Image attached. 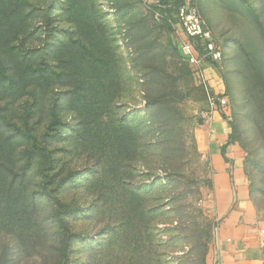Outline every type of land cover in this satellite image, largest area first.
Returning <instances> with one entry per match:
<instances>
[{"label":"rangeland","instance_id":"1","mask_svg":"<svg viewBox=\"0 0 264 264\" xmlns=\"http://www.w3.org/2000/svg\"><path fill=\"white\" fill-rule=\"evenodd\" d=\"M191 2L222 52L218 62L204 60V67L221 79L220 89H213V111L225 112L229 119L264 220V194L257 192L264 189V130L256 127L257 105L245 99L241 63L234 58L235 49L242 48L250 50L252 60L260 57L251 47L264 29V0ZM165 8L158 0H0V112L10 124L0 134L8 137L0 156L7 153L11 167L23 168L34 141L11 128H32L40 155L31 168L27 165L24 178L22 171L16 174L15 191L24 188L41 202L34 217L43 215L33 239L16 228L9 236L0 234V253L8 244V264H58L62 234L67 236L66 264H128L134 241L142 247L151 243L144 252L149 260L207 264L218 227L211 210L214 178L203 117L211 103L180 53V28L161 18ZM147 29L152 32L145 42H154L159 57L154 64L162 63L164 71L150 84H144L142 71L131 68L137 47L146 44L135 42V35ZM72 33L76 43L65 50L62 44ZM104 60L115 63L125 80L119 74L116 80H96ZM73 70L76 75L70 79ZM83 71L93 76L90 90L98 84L106 89L110 157L104 206L92 192V156L76 144L79 125L67 93L80 85ZM149 95H158L160 103L148 104ZM118 123L124 130L115 128ZM36 172L48 177H36ZM57 209L60 219L54 215ZM64 222L67 229L61 233ZM105 244L106 259L99 263ZM133 264L143 262L137 257Z\"/></svg>","mask_w":264,"mask_h":264},{"label":"trees","instance_id":"2","mask_svg":"<svg viewBox=\"0 0 264 264\" xmlns=\"http://www.w3.org/2000/svg\"><path fill=\"white\" fill-rule=\"evenodd\" d=\"M162 3V6L166 7L164 9L163 15H161L162 20L166 23L167 21L169 23L176 22V18H174V14L179 6H181L185 0H158ZM262 28V27H261ZM152 31L150 29H147V31L142 32V34L135 35V42H140L142 40L147 41L146 38H148V35H150ZM260 37L258 40H253L251 50L254 49V51L258 52L259 58L257 60L251 59V52L249 49L242 48L238 51V49H235V55L234 58L238 62L241 63V73L243 77V83L245 84V99L248 102H253L255 100V103L257 107L254 109L255 112V124L258 129V126L263 128L264 130V116L263 118L259 117V107L262 105V101L264 100V29H260ZM73 33L69 36L66 43L62 44V47L65 48V50H68L72 44H75V40L72 38ZM254 35V34H253ZM258 37V34L256 38ZM197 40V39H195ZM69 41V42H68ZM146 44L143 47H137V50L135 46H132L133 50L136 53L135 59H133L131 68L132 69H138L142 71V75L144 77H147L146 80H144V84H150L152 83L155 76L161 77L164 75V71L162 68V63L159 65H156L154 63L158 62V54L153 52V48L155 46L154 42H145ZM196 43H198L196 46L199 50L202 49V46H200L199 41L197 40ZM239 43V42H238ZM196 45V44H195ZM241 45V44H239ZM251 46V44H250ZM87 50V46L84 48ZM203 51V49H202ZM210 60V59H209ZM95 63V62H94ZM89 64L87 70L90 69ZM5 65V64H4ZM103 67L104 70L97 73L96 80L99 82H102L105 77H111V81L113 79L116 80L117 75H123L125 80V75L119 71L116 70L115 63H110L108 60L103 61ZM6 66V65H5ZM48 66H44L43 70H45ZM190 68V67H189ZM48 72L53 74V72L49 71V68L47 69ZM45 72V71H43ZM125 73V71H124ZM70 79H73L76 75V72L71 71L69 72ZM206 74V73H205ZM207 75V74H206ZM122 76V77H123ZM208 76V75H207ZM4 78L3 75V62L0 64V80ZM79 81L78 83L80 85L76 86L74 89L70 88L68 89L67 93L72 95V100L74 103L75 108V119L79 125L77 137H76V144L82 149L87 148L86 151L92 156V159L95 163L94 171L93 173V194L96 200L99 201V203L106 202V199L108 198V177H109V157H110V149H109V118H108V112H105L104 108L107 107L104 100L106 95V89L98 84V87L96 89L90 90V84L93 80V76L90 72H82L81 75H79ZM208 78V77H207ZM209 80V79H208ZM95 91V93H94ZM159 96H150L148 99V104L156 105L160 103ZM252 104V103H251ZM254 105V104H252ZM259 105V106H258ZM108 108V107H107ZM94 110V112H92ZM80 111V112H79ZM107 117V118H104ZM5 127H10V124L6 123V118L2 116L0 112V134L2 135V130ZM25 128H21L18 126H14L11 129L14 131H18V133H22L23 135H26L30 139L34 141L33 147L26 150L25 159H24V165L23 168H18V170H15L14 167H11L7 162L6 159L8 157L7 153L3 154L4 156H0V234L3 236L7 235L9 236L10 233H13L12 228L18 229V232L22 231L27 235V239H33L36 236V230H33L41 221H37L43 218L42 216L36 215L34 217V213L38 210L41 202L37 203V201L33 198L31 194H25L24 188L21 189V193H16L15 191V180L16 174L19 175L20 171L21 178H24L26 176V169L27 165L29 164L30 168L32 167V162L34 157L39 156L40 153V147L39 144L36 142L35 134L32 132V128L25 125L23 126ZM118 129V131L124 130V127H122L119 123L115 127ZM25 129V130H24ZM262 130V131H263ZM231 138L235 140V135L232 130ZM8 137H1L0 136V154L5 151V147L8 145ZM79 147H76L77 149ZM31 149V150H30ZM46 157V156H45ZM7 161H6V160ZM120 161V160H119ZM21 169V170H20ZM36 177L39 178H47L46 172H43V176L41 174H37ZM26 183V182H25ZM35 185V184H34ZM36 185L39 187L40 183H36ZM91 186V187H92ZM17 191L19 190L16 189ZM253 190H255L253 188ZM252 188L249 186V192L251 199L255 202V206L257 207V201H255V198L257 197V193L255 194ZM23 191V192H22ZM258 194L262 195L264 194V189L259 188L257 189ZM24 193L26 196L22 197L21 194ZM48 197V196H47ZM49 198V197H48ZM17 200L20 201V205L17 204ZM56 201L59 203V199L57 198ZM102 206V207H103ZM58 209L55 211V216L61 218L59 215ZM62 222V220H60ZM64 224H60L61 227V233L62 230L65 231L66 226ZM115 227V231L118 233L119 226H113ZM147 228L141 231V234L145 235L147 232ZM140 234V236H141ZM61 237V250H60V260L58 261V264H66L68 261V247L66 246L67 242V236L66 234H62ZM148 238V236H144ZM140 239V237H139ZM133 248L130 249L131 252V258L128 262V264H133L137 257H139V260L143 262V264H164L160 262L159 259L154 260L153 258L148 259V256L144 253L148 248L151 246V243H146L144 247H142L138 242H133ZM7 245L3 244L2 253H0V264H8L9 260L7 258ZM107 252V244L102 246L100 253L97 255V258L99 263H101L104 259H106V256L104 253ZM158 258V257H157ZM48 261V260H47ZM48 264V262H47ZM88 264H94L93 262H89Z\"/></svg>","mask_w":264,"mask_h":264},{"label":"crops","instance_id":"3","mask_svg":"<svg viewBox=\"0 0 264 264\" xmlns=\"http://www.w3.org/2000/svg\"><path fill=\"white\" fill-rule=\"evenodd\" d=\"M205 73L218 91L219 76L210 66ZM204 127L214 178L211 210L218 219L215 247L209 251L207 264H262L264 220L250 196L243 150L231 138L232 126L225 112L213 111Z\"/></svg>","mask_w":264,"mask_h":264},{"label":"built area","instance_id":"4","mask_svg":"<svg viewBox=\"0 0 264 264\" xmlns=\"http://www.w3.org/2000/svg\"><path fill=\"white\" fill-rule=\"evenodd\" d=\"M174 18H176L175 25L182 32L180 53L183 59L192 67L198 85L202 88L211 103V107L203 114V117L208 120L214 110L212 107L214 90L205 74L204 60L208 57L211 61L218 62L221 59L222 52L218 48L213 34L206 25L199 8L191 0H185L177 8ZM195 39L202 46V55L196 50L195 43L197 40ZM260 233L264 238V229H261Z\"/></svg>","mask_w":264,"mask_h":264}]
</instances>
